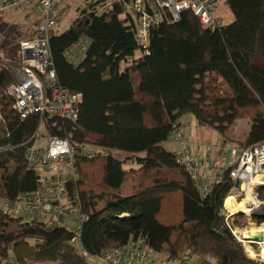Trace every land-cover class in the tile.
Instances as JSON below:
<instances>
[{
    "label": "trees",
    "instance_id": "obj_1",
    "mask_svg": "<svg viewBox=\"0 0 264 264\" xmlns=\"http://www.w3.org/2000/svg\"><path fill=\"white\" fill-rule=\"evenodd\" d=\"M104 1H89L67 29L49 36L57 83L80 96L75 121L21 118L5 93L19 42L34 35L39 20L0 40V261L89 264L87 257L133 243L167 261L187 255L189 264H264L225 222L223 200L238 187L230 169L201 196L176 153L162 145L186 114L216 130L223 145L235 120L247 116L250 127L238 146L264 141V0H223L234 19L214 28L182 11L177 21L150 29L146 49L135 17L116 2L98 13ZM41 124L47 137L86 144L92 153L75 154L78 177L68 183L86 216L78 245L63 226L46 227L1 207L37 188L25 154ZM255 193L262 208L250 220L259 225L264 186ZM238 217L247 219L234 214L231 226H243Z\"/></svg>",
    "mask_w": 264,
    "mask_h": 264
},
{
    "label": "built area",
    "instance_id": "obj_2",
    "mask_svg": "<svg viewBox=\"0 0 264 264\" xmlns=\"http://www.w3.org/2000/svg\"><path fill=\"white\" fill-rule=\"evenodd\" d=\"M60 2L61 0H0V12L27 6L33 7L39 15L34 35L19 42V66L11 70L14 81L5 89L21 118L30 113L71 121L77 118L80 96L57 83L48 46L49 36L62 17ZM114 2L124 5L135 17L137 41L146 49L150 29L165 20L177 21L185 10L191 11L203 28L219 26V20L213 12L223 0H105L96 11L100 13ZM182 127L181 123L172 132L173 139L181 143V149L176 152V160L185 168L201 196H204L210 190L211 179L204 173L203 163L210 153L206 146L191 151L189 143L184 140ZM37 136L38 132L25 154L28 167L37 175V188L29 194L20 193L14 201H2L1 207L9 213L37 219L46 227L63 226L72 233L71 243L78 245V236L86 216L77 203V192H71L68 183L78 177L75 154L78 152L91 157L92 153L86 144L76 146L66 138L57 136H48L43 143H39L36 142ZM217 154L222 158V163L215 167L214 178L230 169V179L238 186L239 191L229 196L236 202L244 201L245 205L255 203L261 210L262 203L257 199L255 190L264 186V141L249 147L218 146ZM237 197H240L239 201ZM225 198L222 204L225 222L234 236L242 242L239 228L231 226L229 220L236 213L226 209ZM93 260L94 264H189L190 257L182 255L167 261L158 258L147 247L130 243L109 249L101 258ZM0 264L27 263H20L14 257H9L0 261Z\"/></svg>",
    "mask_w": 264,
    "mask_h": 264
},
{
    "label": "rangeland",
    "instance_id": "obj_3",
    "mask_svg": "<svg viewBox=\"0 0 264 264\" xmlns=\"http://www.w3.org/2000/svg\"><path fill=\"white\" fill-rule=\"evenodd\" d=\"M89 1L91 0H61L59 9L61 11L62 17L57 23L55 31L57 33H60L67 29L71 22L79 16L80 10L84 8ZM213 15L219 20L220 25L229 24L234 19L231 11L223 2L217 5L213 12ZM37 20H39V15L36 10L27 6H19L17 8L0 12V40L5 37H8L9 35L12 36L21 34L22 31L26 30V28H28L32 24L34 25ZM0 61H4V55L1 50ZM17 66H19V64ZM186 120L188 121V124H190V126H188L187 123H185L186 126L190 128V130H192V132L190 133V137L188 136L189 140L187 142L191 144L190 142L192 140V144L196 142L199 146H206L210 153L209 160L217 165H220L222 163V158L217 155V149L218 146L223 143L221 135L216 130L210 127L199 126L194 124V118L189 114L183 116V123L186 122ZM185 124L183 125L185 126ZM249 127L250 123L249 118L247 116L236 119L230 130L225 135L227 137V140H225L226 146L234 147L237 146L239 142H242L249 130ZM46 137L47 135L43 133V125L41 124L38 129V136L36 138V142L43 143ZM162 145L165 149L170 151L177 150V148H180V144L177 143L173 139V137L172 139L164 142ZM197 145H194L193 147ZM238 191L239 189L237 188L229 192V194L225 198V201L229 197L234 200V198L229 195L236 194L238 193ZM239 199L240 197H237L238 201ZM239 202H242L244 204V201ZM245 206H247V208H250V211L245 214L247 219L241 220V218L238 217V219L241 221L240 223L243 224V226L239 228L242 244L245 248V251L251 258L264 260V223L257 225L250 220L252 214H257L259 212L260 207H258V205L255 203H250ZM239 213L240 212L236 214ZM256 233L261 234V241L251 243L244 239V237L248 236V234ZM157 257L160 258L161 255L157 254ZM86 260L89 264H94V260L91 257H87ZM191 264H194L193 260Z\"/></svg>",
    "mask_w": 264,
    "mask_h": 264
},
{
    "label": "crops",
    "instance_id": "obj_4",
    "mask_svg": "<svg viewBox=\"0 0 264 264\" xmlns=\"http://www.w3.org/2000/svg\"><path fill=\"white\" fill-rule=\"evenodd\" d=\"M194 122H195V121H194ZM185 123H187V125L190 126V124H188V121H187V120H186V122H184L183 124H185ZM194 124H196V123H194ZM196 125H197V124H196ZM195 129H196V127H195ZM195 129H194V130H195ZM182 130H183L184 140H185V141H188V140H189V139H188V136L190 137V133L192 132V130H190V128H188V127L186 126V124H185V126L183 125ZM176 142L180 144V148H181V143H180L179 141H176ZM190 143L192 144V140H191ZM191 144H189V149H190L191 151H195L196 149H200V148L203 147V146H199V145H197L196 142H194V143L192 144V146H191ZM194 145H197V146L193 147ZM222 145H223V144H220L219 146H222ZM223 146H226V144L223 145ZM178 147H179V146H178ZM180 148H179V149L177 148V150H171V151L176 153L178 150H180ZM169 151H170V150H169ZM217 155H218V154H217ZM209 158H210V155H209L208 158H206V159L204 160V163H203V169H204V170H203V171H204V173H205L210 179H212V178L214 177L215 167H217L218 165L215 164L214 162L210 161Z\"/></svg>",
    "mask_w": 264,
    "mask_h": 264
},
{
    "label": "bare ground",
    "instance_id": "obj_5",
    "mask_svg": "<svg viewBox=\"0 0 264 264\" xmlns=\"http://www.w3.org/2000/svg\"><path fill=\"white\" fill-rule=\"evenodd\" d=\"M250 200H252L251 196L248 197ZM226 209L230 211L231 213H236V212H243L247 213L248 208L245 206L242 202H236L234 201L231 197L227 198L225 201ZM257 231V230H256ZM262 250V249H261ZM262 253V252H261ZM251 254V253H250Z\"/></svg>",
    "mask_w": 264,
    "mask_h": 264
},
{
    "label": "water",
    "instance_id": "obj_6",
    "mask_svg": "<svg viewBox=\"0 0 264 264\" xmlns=\"http://www.w3.org/2000/svg\"><path fill=\"white\" fill-rule=\"evenodd\" d=\"M236 213H238V212H236ZM240 213H243V212H240ZM244 239L251 242V243L256 242V241H261V234L260 233L248 234V236L244 237Z\"/></svg>",
    "mask_w": 264,
    "mask_h": 264
}]
</instances>
